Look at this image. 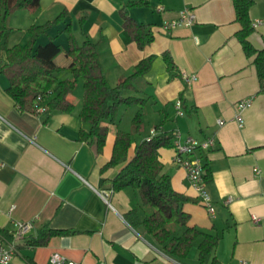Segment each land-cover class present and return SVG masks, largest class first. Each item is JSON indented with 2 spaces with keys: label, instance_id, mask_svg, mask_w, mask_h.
Returning <instances> with one entry per match:
<instances>
[{
  "label": "crops",
  "instance_id": "crops-1",
  "mask_svg": "<svg viewBox=\"0 0 264 264\" xmlns=\"http://www.w3.org/2000/svg\"><path fill=\"white\" fill-rule=\"evenodd\" d=\"M130 1L41 0L35 12L21 8L9 17L15 29L9 38L11 46L28 40L31 24L68 10L67 18L40 36L35 45V51L65 66L62 77H71L74 66L64 31L69 22L80 41L83 29L99 42L100 60L112 85L132 73L143 57L155 56L150 71L136 80L138 91L127 92L146 98L145 105L120 106L115 121L107 122L110 132L101 152L94 140L79 138L81 127H88L80 118L82 80L71 93L75 108L55 110L46 119L45 113L18 105L7 90L8 76L0 71V229L10 233L15 220L33 222L29 234L15 239L17 252L9 264H50L53 252L80 264H200L198 245L203 236L179 259L143 226L136 228L128 222L125 214L136 193L132 187L114 190L111 186V179L127 160L101 171L111 157L117 127L130 131L139 109L143 128L133 134L129 157L152 128L157 133L179 130L182 139L215 138V146L203 151L212 172L206 185L215 216L199 200L186 169L175 162V148H160L172 186L193 198L184 203L190 215L188 224L219 238L208 263L215 259V264H264V89L254 56L246 54L236 34L240 23L233 0H148L149 5L127 7L138 22L152 26L154 40L142 48L132 40L120 13ZM185 7L196 14L192 24L168 31L161 28L165 19L177 17ZM84 11L88 17L81 26L79 17ZM263 17L264 0H253L252 22ZM250 40L256 48L264 47V23L254 27ZM167 50L176 62L174 71L167 70L162 57ZM185 74L196 75L191 85ZM245 97L253 100L243 110L244 124L240 125L235 103ZM178 98L185 101L183 114L175 106ZM219 118L225 123L219 124ZM106 189H113L109 202L100 194ZM45 225L69 232L52 236L44 245H32L30 239Z\"/></svg>",
  "mask_w": 264,
  "mask_h": 264
},
{
  "label": "trees",
  "instance_id": "trees-1",
  "mask_svg": "<svg viewBox=\"0 0 264 264\" xmlns=\"http://www.w3.org/2000/svg\"><path fill=\"white\" fill-rule=\"evenodd\" d=\"M41 0H0V71L9 78L7 88L10 95L23 110L36 112L37 95L43 94L46 105V119L55 110L69 112L76 106L71 93L82 80L84 85L83 105L80 118L88 127H81V140H94L96 149L101 152L106 144L110 126L107 122H114L121 105H139L142 108L146 98L127 93L130 90L138 91L136 80L145 75L152 68L154 55L143 57L135 65L132 73L119 79L112 85L106 75L100 60L99 42L93 41L82 29L84 39L79 40L72 29L71 22L64 28L68 36L67 53L72 58L74 66L71 77H62L60 72L65 66L56 65L48 57L43 56L35 45L40 36L64 21L68 10L64 9L54 18L42 23H33L29 26V38L24 43L9 44V38L15 29L9 24L10 15L17 9L26 8L36 11ZM236 10V20L240 23L237 36L248 56H254L260 86L264 89V47L256 48L250 35L254 26L250 18V7L253 0H233ZM149 5L148 0H133L120 8L124 19V27L139 47L154 40L151 24L140 23L132 17L127 7ZM88 17L87 11L80 14L81 26ZM162 57L168 71L177 68L170 51H164ZM181 99V98H180ZM182 100V99H181ZM185 101L182 100V104ZM37 113V112H36ZM143 128V114L139 109L131 121V130L125 131L117 127L110 159L101 167L105 171L124 161L125 165L111 179L114 190L132 187L136 197L132 200V207L125 217L133 227L143 226L148 234L167 252L181 259L189 254L193 242L201 235L198 245V259L200 264H215V259L208 263V257L218 244V236L204 233L195 226L189 225L190 215L184 210V203L193 198L177 191L172 186L171 177L164 172V164L160 159V148L173 146V133L160 131L150 138L136 143L134 154L129 157V149L134 142L133 134ZM207 168L206 179H211L212 172ZM151 208H149V207ZM175 223L183 227L177 233V227L169 226ZM68 229L42 226L36 237L30 239L32 245H44L54 235L68 233ZM0 233L11 237L5 229Z\"/></svg>",
  "mask_w": 264,
  "mask_h": 264
},
{
  "label": "built area",
  "instance_id": "built-area-1",
  "mask_svg": "<svg viewBox=\"0 0 264 264\" xmlns=\"http://www.w3.org/2000/svg\"><path fill=\"white\" fill-rule=\"evenodd\" d=\"M163 9V7H160ZM196 19L195 12L189 8L185 7L184 9L179 11V14L175 18L165 19L161 24V28L168 31L173 28L182 26V25H190ZM253 23V26L256 27L259 24L264 23V17L258 18ZM185 78L189 85L196 79L195 74H185ZM43 94L37 95V102L35 103L36 112L44 113L46 111V105L42 103ZM252 97L241 98L236 101L235 107L237 110L236 119L238 120L240 125L244 124V116L243 110L247 108L252 103ZM175 106L178 109L180 114L184 113L182 100L178 98L175 102ZM225 119L219 118V124H224ZM157 133L156 128H152L150 138ZM173 147L175 148V156L174 160L181 166H183L186 171L188 178L191 184L196 188L198 192L199 200L206 206L211 215H216V207L214 201L211 198V195L207 189V179H206V167L204 161V150H209L215 146V138L214 136H209L205 139H197L194 137H188L186 139H182L181 133L179 130H176L173 134ZM113 189H106L100 191L102 198L109 202V197L111 191ZM253 220L258 221V216L253 215ZM14 230L10 232L11 237L0 233V264H9L15 253L17 252V244L15 239L19 237H24L29 234L33 228V222L28 220H15L14 222ZM50 264H80L79 262L67 259L59 252H53L50 256ZM243 264H247L243 261Z\"/></svg>",
  "mask_w": 264,
  "mask_h": 264
},
{
  "label": "rangeland",
  "instance_id": "rangeland-1",
  "mask_svg": "<svg viewBox=\"0 0 264 264\" xmlns=\"http://www.w3.org/2000/svg\"><path fill=\"white\" fill-rule=\"evenodd\" d=\"M149 207V206H148ZM151 208V207H149ZM171 229H175V227H180V225L178 224H175V223H171L170 226H169ZM180 231H182V228H180L177 233H179Z\"/></svg>",
  "mask_w": 264,
  "mask_h": 264
}]
</instances>
